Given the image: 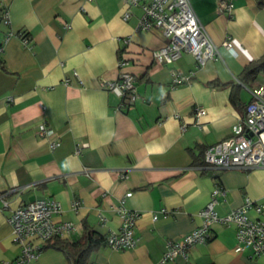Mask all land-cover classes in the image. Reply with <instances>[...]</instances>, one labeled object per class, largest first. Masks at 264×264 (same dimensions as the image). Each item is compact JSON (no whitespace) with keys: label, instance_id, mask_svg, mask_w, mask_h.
I'll return each instance as SVG.
<instances>
[{"label":"crops","instance_id":"1","mask_svg":"<svg viewBox=\"0 0 264 264\" xmlns=\"http://www.w3.org/2000/svg\"><path fill=\"white\" fill-rule=\"evenodd\" d=\"M189 1L218 49L202 66L188 51L171 64L156 61L152 51L165 38L138 28V6L123 20L124 0L0 1L9 16L8 24L0 22V195L8 201L2 209L0 199V264H17L19 255L7 214L37 198L59 201L54 218L73 223L63 236L70 240L82 234L84 222L103 235L117 231L121 199L138 212L135 245L101 243L90 264H264V254L234 251L235 225L220 221L187 257L161 260L168 240L200 224L199 211L215 185L225 190L214 206L219 216L245 196L264 201V167L221 169L203 158L208 145L232 134L250 90L264 85V71L244 72L264 54V6L231 0V11L219 13L218 0ZM7 31L13 35L2 42ZM226 39L233 51L222 44ZM122 56L137 91L126 106L101 85L117 79ZM172 70L190 74L189 81L171 86ZM196 106L205 114L196 117ZM42 124L50 129L44 137L36 132ZM52 141L58 144L51 147ZM74 199L81 201L78 211ZM65 262L61 250L47 246L24 264Z\"/></svg>","mask_w":264,"mask_h":264},{"label":"built area","instance_id":"2","mask_svg":"<svg viewBox=\"0 0 264 264\" xmlns=\"http://www.w3.org/2000/svg\"><path fill=\"white\" fill-rule=\"evenodd\" d=\"M124 3L123 20L130 17L133 6H138L141 9L138 28L158 30L165 38V42L152 51L154 59L159 63L171 64L180 57L182 51H188L192 54L196 65L202 66L206 60L216 55L217 45L207 34L189 0H124ZM231 9V0L217 1L219 13L230 12ZM1 20L4 24L9 23L8 11L5 6ZM11 35L13 33L7 31L2 42H5ZM20 38L23 43L28 42L26 36L21 34ZM123 41L126 42L128 39L123 38ZM222 44L226 49L233 51L231 40L226 39ZM2 48L3 45H0V52ZM127 63L126 57H120L117 62L119 70L117 79L101 81L102 86L121 97L122 106L131 104L137 97L135 77L126 69ZM189 75L178 70H172L171 86L189 81ZM250 93L251 99L245 106L243 116L232 126V134L204 149L203 158L206 166L242 170L264 167V85L252 88ZM194 113L196 117H200L205 114V109L196 106ZM49 131V127L42 124L38 126L36 132L39 136L44 137ZM57 144L58 141L50 143L51 147ZM224 193L225 190L221 186H214L210 199L199 211L200 224L179 239L168 240L162 261L172 259L177 254L187 257L191 246L209 239L210 227L214 221L235 225L236 243L233 248L234 251L249 250L253 255L264 254V218H262L264 201L257 202L249 196H245L239 207L219 216L214 206L217 202V196ZM130 194L131 192L128 191L125 196ZM0 199L1 208H7L8 201L2 195H0ZM123 202L124 199H121L116 206V210L122 219L120 227L117 231L109 232L104 241L113 249L131 248L137 240L134 235V226L138 212L129 209ZM80 203L79 199H74L71 203L73 210L78 211ZM250 210L254 211L255 217L249 216ZM60 211L61 205L54 198H37L10 209L6 220L11 229L12 241L19 248L17 264L35 260L48 239L54 236L62 237L72 231L74 225L71 221L54 218ZM166 212L165 209H161L163 215ZM157 217V213L152 214V219Z\"/></svg>","mask_w":264,"mask_h":264},{"label":"trees","instance_id":"3","mask_svg":"<svg viewBox=\"0 0 264 264\" xmlns=\"http://www.w3.org/2000/svg\"><path fill=\"white\" fill-rule=\"evenodd\" d=\"M258 5L264 6V0H256ZM4 6H0V22ZM259 71H264V54L260 57L253 59L249 64L244 67L245 75H256ZM203 163V162H202ZM84 229L82 234L70 240L63 236H54L46 241L42 249L45 247H54L64 253L66 262L65 264H90V253L101 243H104L106 235H103L91 226L84 222Z\"/></svg>","mask_w":264,"mask_h":264}]
</instances>
